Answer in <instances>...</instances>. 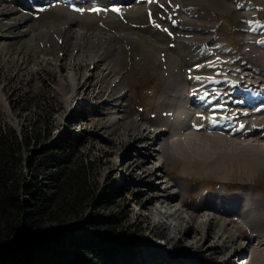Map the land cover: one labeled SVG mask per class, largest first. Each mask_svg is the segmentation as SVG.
Returning <instances> with one entry per match:
<instances>
[{
    "label": "rangeland",
    "instance_id": "1",
    "mask_svg": "<svg viewBox=\"0 0 264 264\" xmlns=\"http://www.w3.org/2000/svg\"><path fill=\"white\" fill-rule=\"evenodd\" d=\"M109 1L0 0V122L83 137L64 147L91 164L82 220L131 237L75 233L125 242L114 264H264V0ZM53 64L79 78L68 104ZM170 194L174 234L155 223Z\"/></svg>",
    "mask_w": 264,
    "mask_h": 264
},
{
    "label": "trees",
    "instance_id": "2",
    "mask_svg": "<svg viewBox=\"0 0 264 264\" xmlns=\"http://www.w3.org/2000/svg\"><path fill=\"white\" fill-rule=\"evenodd\" d=\"M68 135L58 145L49 144L48 129H16L0 122V264H114L116 253L126 252L121 248L125 242L106 244L93 232L75 233L82 225L113 236L121 221L115 216L82 220L91 204L87 171L91 164L75 148L64 151L66 145L83 139ZM42 140L44 146L33 152ZM56 225L63 228L51 238L37 235L43 227ZM130 229L120 231L129 238Z\"/></svg>",
    "mask_w": 264,
    "mask_h": 264
},
{
    "label": "bare ground",
    "instance_id": "3",
    "mask_svg": "<svg viewBox=\"0 0 264 264\" xmlns=\"http://www.w3.org/2000/svg\"><path fill=\"white\" fill-rule=\"evenodd\" d=\"M36 1H38L39 3L47 2V0H36ZM102 1H106V3H107V1H109V0H102ZM80 37H83V35L80 34ZM52 66H53V70L58 69L57 65L53 64ZM56 72L60 73V72H58V70ZM59 77H60L59 78L60 86L66 92V95H67V96H65L64 102L66 104H68L70 102V100L76 96L77 92L80 89L79 78H78L76 72L71 68H67L63 75L60 73ZM86 81L87 80H84L85 83H86ZM160 134H161V132L156 133L154 136H157ZM157 168L158 167L156 166L154 168L153 173L151 174L152 176H155L156 179H158V175L156 173L159 172V170ZM188 215H189V212L185 209V207L181 203V201L177 200L175 198V195L170 194L168 197H162L161 198V201L159 202V208H158L157 212L155 213V223L159 227H161L163 230L170 232V234H174L177 227H179L180 222H183L184 220L188 219V217H189ZM200 219H201L200 223L203 224V230L206 231V229L210 226V220L206 216H201ZM243 251L244 250H242L241 253H243ZM144 257H145V259H148L149 255L147 254L145 256V254H144ZM151 257L153 259L151 258L150 261L151 260H154V261L163 260L162 258H160V254L158 251H156L154 253V255ZM243 259H244V257L242 258V261L240 264H246V260L243 261Z\"/></svg>",
    "mask_w": 264,
    "mask_h": 264
},
{
    "label": "snow or ice",
    "instance_id": "4",
    "mask_svg": "<svg viewBox=\"0 0 264 264\" xmlns=\"http://www.w3.org/2000/svg\"><path fill=\"white\" fill-rule=\"evenodd\" d=\"M40 10L43 11V9H40ZM75 10H76V11H79V12H83V11H84V9H82V8H77V9H75ZM112 10H113V11H116V12H119V11H120L118 8H113ZM90 11L99 12L100 9H99V8H93V9H91ZM261 43H264V41H262ZM197 79H199V78H197ZM241 127H243V125H241Z\"/></svg>",
    "mask_w": 264,
    "mask_h": 264
}]
</instances>
